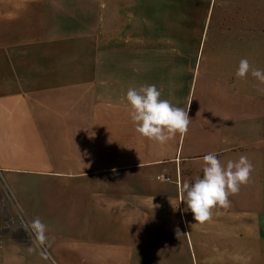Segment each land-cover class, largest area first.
Returning <instances> with one entry per match:
<instances>
[{
	"label": "crops",
	"instance_id": "0c3cea01",
	"mask_svg": "<svg viewBox=\"0 0 264 264\" xmlns=\"http://www.w3.org/2000/svg\"><path fill=\"white\" fill-rule=\"evenodd\" d=\"M51 3L0 0L1 177L25 206L53 214L57 224L43 228L48 252H77L84 264H264V94L257 91L264 85L250 74L235 77L241 59L264 70V28L227 35L231 43L249 44L215 50L203 65L212 76L196 100L181 103V80L169 77L162 99L188 112L189 123L177 144H161L136 132L125 99L129 88L141 86L139 62L125 84L119 65L114 79L104 78L92 60L44 59V45L35 60L12 56L27 39L38 44L52 36ZM259 15L264 18V4ZM150 48L183 52L179 42ZM208 153L223 165L244 156L252 170L228 196V208L213 206L208 220L195 223L191 212L180 211L178 185L202 176ZM160 174L171 181L157 179Z\"/></svg>",
	"mask_w": 264,
	"mask_h": 264
},
{
	"label": "rangeland",
	"instance_id": "374dc122",
	"mask_svg": "<svg viewBox=\"0 0 264 264\" xmlns=\"http://www.w3.org/2000/svg\"><path fill=\"white\" fill-rule=\"evenodd\" d=\"M263 4L264 0H52V36L38 44L27 39L20 53H12V56L35 60L37 46L44 45L47 52L40 54L44 59L92 60L103 67L99 69V76L104 78L114 79L115 68L120 66L119 73L127 77L125 84L132 83V64L139 62L141 68L144 66L143 74L137 78L141 85L144 80L143 85H155L163 98L165 82H169V77H176L182 84L178 89L179 99L185 103L187 99L196 100L203 92V80L212 76L210 69L209 72L203 70V65L212 63L218 47L249 44L240 39L231 43L227 35L236 31L249 34L264 28V18L259 15V5ZM252 8L254 15H250ZM95 30L97 36L89 37ZM170 42L172 45L181 43L183 52L165 54L159 51L161 49L150 48L169 46ZM88 44L96 48L94 52L87 53ZM167 56L174 63L164 66ZM148 62L156 63V67L148 68ZM200 62L202 66L198 69ZM111 83H108L110 88H115ZM169 142L177 144L179 134ZM0 183L3 186L0 234L7 236L0 238V264H84L82 255L77 252L68 256L53 250L49 253L32 224L39 220L50 228L52 222L57 224L53 214L37 212L35 204L25 206L4 186L1 171ZM50 204L47 206L51 207Z\"/></svg>",
	"mask_w": 264,
	"mask_h": 264
},
{
	"label": "clouds",
	"instance_id": "9594fccd",
	"mask_svg": "<svg viewBox=\"0 0 264 264\" xmlns=\"http://www.w3.org/2000/svg\"><path fill=\"white\" fill-rule=\"evenodd\" d=\"M248 74L264 85V70L253 68L247 59H241L235 70V77L243 79ZM257 91L264 94V88H258ZM125 99L131 107L130 116L139 135L163 144L176 133L183 134L187 131L188 112L162 99L161 92L155 85L129 88ZM251 170L252 165L244 156L223 165L217 154L204 155L202 176L196 177L191 183L185 180L178 185L184 204L180 211L191 212L195 223L205 222L210 218L213 206L225 209L229 207L228 196L236 194L240 186L247 183ZM177 208L173 206V211ZM32 226L37 230V238L42 241L44 226L39 220L33 221ZM176 235L178 237L179 233L176 232Z\"/></svg>",
	"mask_w": 264,
	"mask_h": 264
},
{
	"label": "built area",
	"instance_id": "2783aa9c",
	"mask_svg": "<svg viewBox=\"0 0 264 264\" xmlns=\"http://www.w3.org/2000/svg\"><path fill=\"white\" fill-rule=\"evenodd\" d=\"M157 177L162 178L161 180H164V181H171V177L169 175L160 174V175H157Z\"/></svg>",
	"mask_w": 264,
	"mask_h": 264
}]
</instances>
